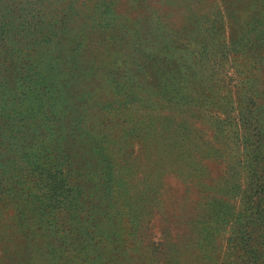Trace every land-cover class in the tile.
<instances>
[{
    "label": "rangeland",
    "instance_id": "374dc122",
    "mask_svg": "<svg viewBox=\"0 0 264 264\" xmlns=\"http://www.w3.org/2000/svg\"><path fill=\"white\" fill-rule=\"evenodd\" d=\"M105 1L0 0V264H110L97 255L118 247L128 264H232L251 213L261 237L249 245L264 264V144L253 162L243 135L256 119L239 97L264 93V0H110L113 15H101ZM203 20L222 33L208 51L233 45L245 56L209 66L178 54L180 76L165 79L160 30L188 27L195 39ZM248 31L258 39L243 44ZM59 103L66 118L79 106L86 126L102 123L117 142L110 165L45 120ZM92 175L98 183L81 187ZM106 187L116 215L102 221L93 193Z\"/></svg>",
    "mask_w": 264,
    "mask_h": 264
},
{
    "label": "trees",
    "instance_id": "16d2710c",
    "mask_svg": "<svg viewBox=\"0 0 264 264\" xmlns=\"http://www.w3.org/2000/svg\"><path fill=\"white\" fill-rule=\"evenodd\" d=\"M106 2V8H105V4H103L104 9H107V12H101V15L107 13L109 15H113V11L112 8L110 7L111 5V1L107 0ZM46 4L51 3V0H40L39 2V7L43 8ZM109 5V6H108ZM257 22V20H256ZM208 22L207 20H203L202 24L200 26V35L193 39V33L190 29H188V27L184 28V30L182 31L180 36H176L171 32V29L168 27L164 26L163 30H160V34H159V39H160V43L163 46V53L166 56V60H167V64L165 66H167L169 69H166L165 72V76L164 78L170 81H173V79H177L180 76V69L178 67H175V65L173 63H170L171 59H174L176 55L180 54L183 57H189L191 58V64H198L200 62V60H207L208 61V65L209 66H214V64H218L216 61H221V62H227L229 61H236V55L240 54L243 56H245V51L244 50H239L236 51L234 46H231L232 50H225L224 46L218 50H213V51H208V47H206L205 45H203L206 41L210 40L213 42V44L209 45V47H216V38L219 37L222 33L220 32L219 28L216 27H208ZM249 35H240L239 36V40L242 42L243 44L247 43V42H252L253 40H257L258 36L253 34L252 32L248 31L247 32ZM200 42V43H199ZM232 44V43H231ZM242 45V44H240ZM256 46L255 44L252 46L254 47ZM202 50H205V53H202ZM251 50H253V48H251ZM253 60L251 62H248L249 66H257L258 61L256 60V58H252ZM178 66V65H177ZM172 67H174V69H171ZM173 72H175V74L173 75ZM239 73V72H237ZM242 74H247V78H245L246 83H255L257 82L256 76H255V72H241ZM184 77V76H183ZM185 78V77H184ZM80 89L77 87L75 88L74 92H68L67 94L70 95H78L80 93ZM264 93L260 92L259 90H254L252 87L251 89L243 92L242 94H239L240 96H245V99L249 102V104H251L253 106V111H252V116L251 119H256L254 120L253 123L249 124L250 127H252V129L250 130V132H245L244 136V141H245V151L246 153H253L254 154V161L256 162L257 160H259L258 156L260 154V149L263 146L264 143H262L261 141H263V135H264V103L262 102V95ZM172 96V101H176L177 100V93L176 92H172L171 93ZM63 105V103H59L55 106V110H54V116L52 118H45V120H47L48 123H56L58 125V129L56 130V132H60L63 131L66 135L68 136H73V135H77V136H82L83 137V141H88L92 144V146H96L97 147V151H100V154L98 156L99 162L101 161H105V163H109V165L112 163L111 161H113V154L111 152H106L105 150L107 149H111L112 144L116 145V141H114L112 138L110 140V137L108 136L107 132H104V130L102 129L103 125L102 123L96 124V125H90V126H86L85 122L89 121L88 118H84L83 121H81L79 119V117L76 115V113L78 112V110L81 109V107L77 106L75 108V110L69 112V116L68 118H66L65 116H63V114L65 113V110L61 109L60 107ZM247 112V109H246ZM47 113H51V112H47ZM226 120L225 117H222L219 119V123H224ZM176 126V124L174 122H170V120L167 122L166 128H165V135L167 136V138H169L168 136H172L174 134V127ZM263 126V127H262ZM45 129L53 132V128L51 126H44ZM55 133H51V136L56 135ZM122 137V136H121ZM120 137V138H121ZM74 139H76V137H74ZM107 140L106 142L103 143V141ZM66 159H68L66 157ZM111 160V161H110ZM97 162V161H96ZM245 162H251L250 158H246ZM67 163V160H66ZM98 163V162H97ZM107 163V164H108ZM122 167V166H121ZM75 170H70L67 171L68 173L66 174L65 178H70V175L72 174V172H74ZM89 170L87 169V171H80L82 174L85 173V175H88ZM80 173V175H82ZM127 175V174H126ZM112 178H116L114 180V182H116L119 176H113L110 175ZM261 178L263 179V184H264V170L262 171L261 174ZM97 175L96 176H91L90 179L89 178H84L82 176V178L80 179L81 182V187H83V182H87L89 184H97ZM96 187L93 186L92 189H95ZM81 193H83L81 191ZM115 190H111L110 188L104 189L103 192L98 191L97 193H93L96 196V200L101 201L100 205H96L94 207V209L91 211L93 215L95 216H99L102 215V221H107L108 218L116 215V213L113 211L115 208L112 204L113 199L115 198ZM257 195H253L250 202L252 203L254 198ZM126 204L125 203H121L120 207L123 208ZM258 211V208H257ZM260 211V210H259ZM122 214H124V212L122 211ZM258 219H260L259 221L261 223L264 222V214H261L258 216ZM243 224H242V217H241V222L237 231V236L236 239H238L237 243H236V256L232 262V264H259L260 260H261V254L260 256H256V250H255V245L257 244V242L254 243L253 247L249 245L250 242H253L255 240H258L259 237H261V235L256 234L255 232V227L250 228V226H253L255 224H257V221H255L254 219V215L253 213H251L249 215V218H245L243 217ZM102 222H99V225ZM45 224V222H44ZM244 229V230H243ZM114 237L117 235V231L115 230V232H113ZM35 235V233H31L30 236ZM115 252H117V255H114L113 257H107L110 253L107 251L105 253H101L99 255H97V257H99V259L101 260L102 258H107L108 261H110V264H128L126 259H119V255L122 253L120 248H116L114 249ZM255 253V254H254ZM259 253V252H258ZM247 254L245 257L244 255ZM251 255V256H250ZM106 261V260H103Z\"/></svg>",
    "mask_w": 264,
    "mask_h": 264
}]
</instances>
